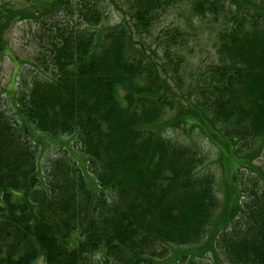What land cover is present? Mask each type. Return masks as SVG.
Returning a JSON list of instances; mask_svg holds the SVG:
<instances>
[{"label": "trees", "instance_id": "1", "mask_svg": "<svg viewBox=\"0 0 264 264\" xmlns=\"http://www.w3.org/2000/svg\"><path fill=\"white\" fill-rule=\"evenodd\" d=\"M120 1L123 17L105 29L101 0L0 12V56L9 21L42 24L35 62L14 93L19 120L0 110V264H164L156 260L171 246L195 247L176 255L183 264L217 252L228 264H264V188L241 172L264 160V0ZM183 2L223 25L217 60L187 87L194 97L180 99L168 74L183 93L186 32L166 31L165 62L137 47L168 6ZM24 123L73 138L86 161L61 152L43 177ZM185 125L217 147L225 172L234 162L230 182L242 188L229 196L245 202L229 198L215 216L206 157L163 135Z\"/></svg>", "mask_w": 264, "mask_h": 264}, {"label": "rangeland", "instance_id": "2", "mask_svg": "<svg viewBox=\"0 0 264 264\" xmlns=\"http://www.w3.org/2000/svg\"><path fill=\"white\" fill-rule=\"evenodd\" d=\"M43 0H0V12H5L7 8H14L15 10L29 9L30 5ZM105 6V12L107 18L103 21L99 28H111L119 23L123 17V10L125 6L120 0H101ZM226 4L229 6L230 1L226 0ZM115 3L116 6L112 5ZM52 20L57 19L52 17ZM48 18L45 17L44 21L47 22ZM3 21V20H1ZM0 21V22H1ZM35 20H23L14 21L4 27V39L7 43V48L4 51V55L0 56V110L5 111L14 120L19 119L15 116V104H14V93L18 88V83L22 77V74L28 73V66L33 64L35 61V55L37 52L36 42L34 33L36 30H40L41 23ZM1 26L4 22L0 23ZM223 25L222 22L212 21V17H198L192 11L188 2L178 3L170 5L166 10L161 13L159 20L152 26L151 31L146 35H143L144 39L140 41L141 48L145 57L152 59L154 62H165L163 55V49L165 44L163 43L164 35L166 31L171 28H181L186 32L187 42L184 46L183 53L186 57L185 63L180 69V76L182 77L183 93L179 90L176 79L172 81L174 74L169 73L170 84L174 86L179 94V98H190L194 97V92H187L188 86H193L196 89L197 78L203 74L206 66L210 65L212 61L217 60L216 44L218 30ZM4 26V25H3ZM44 27V26H43ZM42 27V28H43ZM133 29V27H132ZM137 41V39H135ZM139 42V41H138ZM140 43H138L140 45ZM155 52V55L153 54ZM179 76V74H178ZM29 79V78H28ZM30 80V79H29ZM176 102V99L174 100ZM26 130L31 133V141L36 146V157H37V168L44 177L49 170L50 163L54 160L61 152H67L71 157L85 162L86 158L80 153L78 146L74 142L73 138L68 136H51L46 133L36 131L31 125L25 124ZM20 125L19 127H22ZM163 135L176 143L190 145L197 147L199 151L206 157L207 171L211 172L215 179L214 190L219 201V209L215 213L218 216L224 206L231 205L229 198L232 200L238 199L239 203H243L246 200L244 194L234 195L230 193V188H239L241 184L239 182H230V177L233 170L227 168L231 161L225 164L226 172L219 158V151L217 147L210 142V140L199 133L197 128L190 125L180 126L178 128H166ZM80 165V163H79ZM252 165V170L246 168L241 170L243 174V181L246 182V178H254L257 181V185L264 188V160L263 157L256 158ZM260 171L259 174H257ZM255 175H260L257 177ZM240 178V176H239ZM241 180V179H240ZM238 191V190H237ZM229 204L227 205V202ZM226 209V208H225ZM212 225V224H211ZM211 225L207 230H210ZM204 240L200 243L201 247L204 246ZM197 246V245H196ZM200 247V248H201ZM188 248L195 247H178L171 246L166 249L163 257L156 260V262H163L164 264H183L179 260V253L188 251ZM189 254V253H188ZM190 257V256H189ZM187 257V258H189ZM186 260V259H185ZM187 261V260H186ZM202 264H228L223 256L217 252L216 256L213 254H207L202 259Z\"/></svg>", "mask_w": 264, "mask_h": 264}]
</instances>
